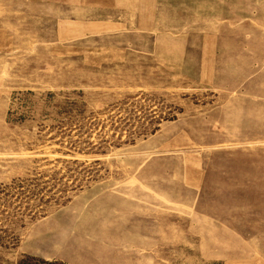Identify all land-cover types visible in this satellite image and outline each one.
I'll return each mask as SVG.
<instances>
[{
	"label": "rangeland",
	"instance_id": "374dc122",
	"mask_svg": "<svg viewBox=\"0 0 264 264\" xmlns=\"http://www.w3.org/2000/svg\"><path fill=\"white\" fill-rule=\"evenodd\" d=\"M264 264V0H0V264Z\"/></svg>",
	"mask_w": 264,
	"mask_h": 264
},
{
	"label": "trees",
	"instance_id": "16d2710c",
	"mask_svg": "<svg viewBox=\"0 0 264 264\" xmlns=\"http://www.w3.org/2000/svg\"><path fill=\"white\" fill-rule=\"evenodd\" d=\"M40 264H52V263H45V262H43V263H40Z\"/></svg>",
	"mask_w": 264,
	"mask_h": 264
}]
</instances>
